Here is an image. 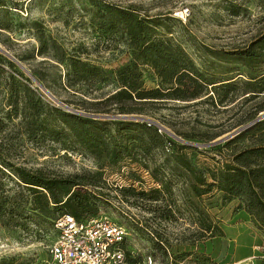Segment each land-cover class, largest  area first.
<instances>
[{
	"label": "rangeland",
	"instance_id": "374dc122",
	"mask_svg": "<svg viewBox=\"0 0 264 264\" xmlns=\"http://www.w3.org/2000/svg\"><path fill=\"white\" fill-rule=\"evenodd\" d=\"M1 2L7 8H0V20L6 21L10 28L0 31V46L12 54L25 69L3 52L1 54L12 61L22 74L6 61L0 60V63L5 71L12 72L20 82L39 93L46 103L67 109L62 104L64 103L71 108L88 112L83 109L88 104H80V100L101 99L118 84L116 68L129 58L130 46L121 30L107 32L98 27L93 2L99 5L108 2L129 6L139 16L152 17L154 22L151 23H155L156 34L181 45L207 78L232 82L227 98L223 101H219L223 94L222 88L212 89L207 85L206 96L181 101L136 103L139 108L134 112L124 113L132 116L121 117L133 122H122L118 124V131L112 132L121 143L126 139L122 135L130 134L142 136V139L148 141L147 133L138 125L139 122L146 125L150 122L149 127H154L163 135V142L170 139L181 141L168 132L171 131L186 141L203 143L225 135L264 111V108L257 110L259 105L264 104V91L244 92L262 85L263 81L258 80L264 74V55L257 64L251 62L247 66L237 54L239 49L259 33H264V0ZM234 9L236 12L232 13ZM40 34L54 40L67 52L76 53L81 59L103 68L101 80L89 86L79 84L75 91L65 88L61 84L64 66L55 63L49 56L36 53V37ZM138 68L143 86H153L154 75L151 68L142 64ZM245 80H250L253 84L246 87ZM217 83L219 81L214 84L219 86ZM42 87L62 103L50 97ZM7 90L4 77L0 75V119L3 122L0 125V142L9 147V161L56 173L99 170L102 180L100 186L88 187L95 191H107L108 194L96 197L99 208L95 215H106L125 227L127 233L123 246L130 256L141 259L149 255L150 264H264V234L244 210L236 207L237 200L222 201L220 192L216 189L209 195L198 198L193 195L188 184L192 178L186 173L189 176L187 180L186 176L178 172L185 170L175 162L170 149L152 146L145 155L146 167L139 160H131L129 157H123L114 164H102L104 157L96 158L75 144L71 136L57 142L41 137L30 126L22 124L21 112L9 119L5 118L4 96ZM96 107L108 110L99 113L123 114L103 101ZM48 119L47 117L46 120ZM253 124L254 122L249 125ZM157 125H162L164 129L158 131ZM212 136L215 137L211 138ZM135 144L136 140H127L131 151H137ZM203 146L204 152L190 149L184 151L196 167L213 168L215 159L222 158V155L216 147L199 145L200 148ZM151 169L157 177L168 180L171 188V193L164 192L163 199L156 202L170 206L172 215L167 218H159L154 211L146 209L154 207L155 202L138 199L131 203L130 200H120L121 195L115 194L117 192L113 190L112 185L120 183L126 174L140 179V186L145 189L160 186L158 178L151 176ZM8 184L12 186L11 182ZM183 191L188 192V198ZM20 213L9 224L0 220V264H45L47 247L55 234L53 218L49 213L34 212L29 209L28 203ZM202 217L204 224L200 221ZM135 220L144 228L136 229L133 224ZM155 231L161 235L160 245L153 243L155 240L150 233L154 234Z\"/></svg>",
	"mask_w": 264,
	"mask_h": 264
},
{
	"label": "trees",
	"instance_id": "16d2710c",
	"mask_svg": "<svg viewBox=\"0 0 264 264\" xmlns=\"http://www.w3.org/2000/svg\"><path fill=\"white\" fill-rule=\"evenodd\" d=\"M1 1L0 8L6 9L5 3ZM93 4L98 27L107 32L121 30L125 34L130 51L126 62L116 68L118 83L116 88L106 93L101 99L80 100V104H88L83 107L84 110L92 113L108 111L105 108L96 107L100 101H103L113 106L117 112L123 113L121 115H126L124 113L134 112L139 108L135 105L136 103L181 101L200 97L208 92L207 85L212 89L222 88L223 94L219 97V101L227 98L232 82L226 79L207 78L181 45L156 34L155 23H151L152 17L139 16L129 6L124 7L108 2L102 5L97 2ZM235 12V9L232 10V13ZM9 28L6 21L0 20V31ZM36 38L38 41L36 53L49 56L55 63L64 66L61 84L65 88L75 91L80 85L89 86L103 77L104 69L99 65L81 59L76 53L67 52L47 36L40 34ZM263 50L264 33H259L247 45L239 49L237 54L243 63L249 66L251 62H256V64L259 62L261 56L264 55ZM1 52L0 50V60L6 61L14 70L22 74ZM139 64L151 68L154 75L153 86H143ZM0 75H3L8 87L4 96L5 118L9 119L21 112L22 124L30 126L31 130L38 132L41 137L57 142L71 136L75 144L96 158L104 157L102 164H114L123 157H129L131 160L133 158L139 160L146 167L145 155L150 152L151 147L164 148V145L169 143V149L175 162L185 170L184 172L176 171L186 176L187 180L189 176L192 178L189 179L188 184L193 195L198 198L216 189L220 192L222 201L236 199V207L244 210L264 234V117L231 137L205 145L207 148L216 147L222 158L215 159L213 168L201 169L190 161L184 150L204 152V146L200 148L199 145L171 139L163 142V135L158 133L154 127H149L151 124L146 125L143 122H139L138 125L146 131L148 141L142 139V136L130 134L122 135L126 139L121 143L112 132L118 131L120 128L118 124L133 121L124 120L121 117H92L46 103L34 89L20 82L12 72L5 71L1 63ZM261 80L263 83L257 89H247L244 92H263L264 74L259 76L258 81ZM217 81H219L217 83L219 86L214 84ZM251 84L253 83L250 80L244 82L246 87ZM263 108L264 104H261L257 110ZM47 117L48 120H46ZM2 124L0 119V125ZM213 137L215 136L211 138ZM133 139L136 140L137 151H131L127 146V140ZM8 156H10L9 147L0 142V220L4 224L16 220L27 203L29 209L39 214L49 213L53 220L62 213H69L76 219L92 216L99 208L96 197L108 194L107 191L101 189L95 191L88 187L89 185L100 186L102 180L99 170L70 173L48 172L39 167H28L9 161ZM151 172V176L160 181V186L145 189L140 186V179L134 178L132 174L131 176L126 174L123 175L120 183L116 182L112 185L113 190L117 192L115 194L121 195L120 200H130L131 203L137 202L138 199L153 203L163 199L164 192L171 193L169 182L157 177L152 169ZM8 182H11L12 186ZM155 182L157 183V180ZM136 183L139 185L137 186ZM183 194L188 198L187 191H183ZM104 195L101 196L105 197ZM187 200L193 205V202ZM153 206L146 207V209L154 211L155 216L159 218L172 215V209L165 203H156ZM196 208L199 210L198 207ZM200 221L203 223V217ZM133 222L136 229L143 227L138 221ZM205 227L209 228V225ZM150 234L155 240L153 241L155 245L162 243L158 232H154L156 235L153 232ZM121 247L130 261L137 260L130 256L124 248L123 240Z\"/></svg>",
	"mask_w": 264,
	"mask_h": 264
},
{
	"label": "built area",
	"instance_id": "2783aa9c",
	"mask_svg": "<svg viewBox=\"0 0 264 264\" xmlns=\"http://www.w3.org/2000/svg\"><path fill=\"white\" fill-rule=\"evenodd\" d=\"M162 129L157 125L158 131ZM164 149H169V143ZM53 227L55 234L48 244L45 264H150L149 255L135 261L127 258L121 247L127 230L106 215L76 219L62 213L53 220Z\"/></svg>",
	"mask_w": 264,
	"mask_h": 264
},
{
	"label": "water",
	"instance_id": "95a60500",
	"mask_svg": "<svg viewBox=\"0 0 264 264\" xmlns=\"http://www.w3.org/2000/svg\"><path fill=\"white\" fill-rule=\"evenodd\" d=\"M0 50L5 53L7 56H9L10 58L12 59H15L12 54H10L6 49L0 47ZM15 61L18 63V65L22 68V69H25V67L18 61L15 59ZM42 89H44V91L50 96L52 97L53 99H55L57 102L59 103H62L60 100L56 99L50 92H48L44 87H42ZM64 106H66V110L68 111H72V112H79V113H84L86 115H89V116H92V117H122V116H125V117H130L132 115H121V114H115V115H112V114H103V113H92V112H83V111H80V110H77V109H74V108H71L67 105H65L64 103H62ZM264 117V111L259 113L255 118H253L252 120H250L249 122L245 123L244 125H240L234 129H232L231 131L227 132L225 135L221 136V137H218L216 139H213V140H210L208 142H204V143H192V142H189V141H186L182 138H180L179 136H177L176 134L172 133L171 131H168L172 136L178 138L179 140H181L182 142L184 143H187V144H195V145H206V144H211L213 142H216V141H219V140H223V139H226L228 137H231L232 135L236 134L238 131H240L241 129L249 126L250 123H253L257 120H259L260 118H263Z\"/></svg>",
	"mask_w": 264,
	"mask_h": 264
},
{
	"label": "crops",
	"instance_id": "0c3cea01",
	"mask_svg": "<svg viewBox=\"0 0 264 264\" xmlns=\"http://www.w3.org/2000/svg\"><path fill=\"white\" fill-rule=\"evenodd\" d=\"M203 195H205V194H203ZM206 195H209V193H207ZM207 199H209V198H207Z\"/></svg>",
	"mask_w": 264,
	"mask_h": 264
}]
</instances>
